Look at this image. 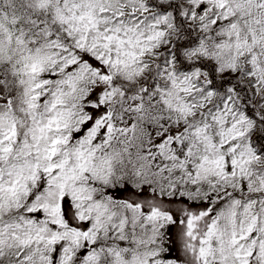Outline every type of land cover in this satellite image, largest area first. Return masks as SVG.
Returning <instances> with one entry per match:
<instances>
[{
    "label": "snow or ice",
    "instance_id": "snow-or-ice-1",
    "mask_svg": "<svg viewBox=\"0 0 264 264\" xmlns=\"http://www.w3.org/2000/svg\"><path fill=\"white\" fill-rule=\"evenodd\" d=\"M0 264H264V0H0Z\"/></svg>",
    "mask_w": 264,
    "mask_h": 264
}]
</instances>
